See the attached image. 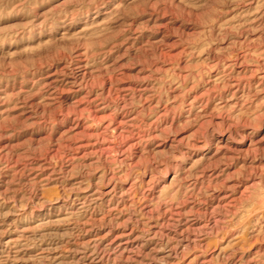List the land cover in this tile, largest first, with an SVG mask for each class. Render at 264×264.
<instances>
[{"label":"rangeland","instance_id":"rangeland-1","mask_svg":"<svg viewBox=\"0 0 264 264\" xmlns=\"http://www.w3.org/2000/svg\"><path fill=\"white\" fill-rule=\"evenodd\" d=\"M0 264H264V0H0Z\"/></svg>","mask_w":264,"mask_h":264}]
</instances>
